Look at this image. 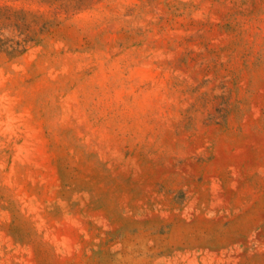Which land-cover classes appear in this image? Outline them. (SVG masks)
Listing matches in <instances>:
<instances>
[{"label":"rangeland","instance_id":"374dc122","mask_svg":"<svg viewBox=\"0 0 264 264\" xmlns=\"http://www.w3.org/2000/svg\"><path fill=\"white\" fill-rule=\"evenodd\" d=\"M0 264H264V0H0Z\"/></svg>","mask_w":264,"mask_h":264}]
</instances>
